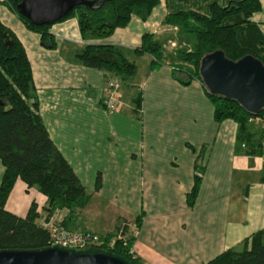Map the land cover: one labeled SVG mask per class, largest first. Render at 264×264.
I'll use <instances>...</instances> for the list:
<instances>
[{
    "label": "crops",
    "instance_id": "1",
    "mask_svg": "<svg viewBox=\"0 0 264 264\" xmlns=\"http://www.w3.org/2000/svg\"><path fill=\"white\" fill-rule=\"evenodd\" d=\"M231 1L159 0L145 20L132 16L106 36L80 32L76 17L69 16L51 23L55 44L45 46L40 33L0 0V23L15 34L29 60L41 119L90 193L72 229L108 235L125 223L131 248L145 264H205L229 248L239 250L264 229L263 128L249 120L250 147L236 121L215 119L199 79L183 84L175 78L174 67L186 66L175 44H188L189 50L194 38L164 21L180 11L210 15L213 3ZM260 1L250 19L264 37ZM144 33L162 44L163 58L156 65L152 55L134 52ZM86 44L117 46L136 65L131 82L120 86L117 110L102 104L106 72L76 56ZM3 171L0 162V180ZM196 175L199 184L190 205L187 196ZM32 189L17 179L5 207L24 216L34 201L42 221L46 197ZM58 213L64 219L68 211Z\"/></svg>",
    "mask_w": 264,
    "mask_h": 264
},
{
    "label": "trees",
    "instance_id": "2",
    "mask_svg": "<svg viewBox=\"0 0 264 264\" xmlns=\"http://www.w3.org/2000/svg\"><path fill=\"white\" fill-rule=\"evenodd\" d=\"M17 13L13 0H5ZM159 0H108L99 9L76 6L62 19L75 16L80 32L96 36L109 35L116 27H124L132 16L145 20ZM261 8L260 0H235L226 6L211 5V14L180 11L165 17L164 21L178 26L194 38L192 47L179 49L178 59L186 66L177 65L173 74L181 83L200 79L199 64L202 56L221 49L231 60L252 54L264 64V37L250 16ZM19 18L30 29L40 33L45 46H54L50 24L35 25L21 14ZM136 54L153 56L152 65L163 58L162 44L152 34L144 33ZM77 58L90 67L120 78L122 84L130 83L136 65L129 61L117 46L86 44L76 52ZM205 87V86H204ZM206 89V87H205ZM207 90V89H206ZM209 94L214 104L217 121L232 119L238 123L240 135L249 143V120L264 117V109L257 113L247 111L237 101ZM140 92L136 97L137 103ZM254 149V148H252ZM254 150H252V153ZM0 162L4 171L0 180V250H37L49 246L48 233L37 221L40 214L36 203L31 202L24 216L6 209L5 203L17 179L28 187H36L46 197V214L58 209L68 211L62 224L72 229L71 223L90 198L70 164L50 138L39 114L38 100L32 80L29 60L15 34L0 23ZM199 176H195L192 190L187 196L191 205L195 198ZM100 174L96 176L95 189L100 187ZM137 222V220H136ZM110 233L108 236H113ZM133 237L116 239L106 247L133 264H142L129 253ZM205 264H264V229L243 241V248H229Z\"/></svg>",
    "mask_w": 264,
    "mask_h": 264
},
{
    "label": "water",
    "instance_id": "3",
    "mask_svg": "<svg viewBox=\"0 0 264 264\" xmlns=\"http://www.w3.org/2000/svg\"><path fill=\"white\" fill-rule=\"evenodd\" d=\"M17 13L35 25L62 19L83 5L99 9L108 0H13ZM202 84L211 94L237 101L247 111L264 109V64L252 54L229 59L215 49L202 56L199 64ZM0 264H133L125 257L99 247L79 249L49 245L37 250H0Z\"/></svg>",
    "mask_w": 264,
    "mask_h": 264
},
{
    "label": "built area",
    "instance_id": "4",
    "mask_svg": "<svg viewBox=\"0 0 264 264\" xmlns=\"http://www.w3.org/2000/svg\"><path fill=\"white\" fill-rule=\"evenodd\" d=\"M121 84L122 82L120 78L116 75H112L105 80V94L102 100V104L107 111L112 112L114 110H117V108L120 106L121 98L119 90ZM254 119L259 121L264 131V117H255ZM41 226L48 233L49 245L58 244L76 249L82 247H99L108 250V248L106 247H112L116 239H123L126 237L125 223H123L117 230V232L110 237L108 235H101L89 230L68 229L62 224L58 210H56L52 214L47 215L41 221ZM129 253L133 258H137L131 247L129 249Z\"/></svg>",
    "mask_w": 264,
    "mask_h": 264
},
{
    "label": "rangeland",
    "instance_id": "5",
    "mask_svg": "<svg viewBox=\"0 0 264 264\" xmlns=\"http://www.w3.org/2000/svg\"><path fill=\"white\" fill-rule=\"evenodd\" d=\"M175 46H176V47L178 46L177 49H186V48H188V44H184V45L182 44L180 47H179V45H176V44H175ZM176 47H174V48H172V49H176ZM190 48H191V47H190ZM165 50H167V49H165ZM254 122H255V124H256V123H259V121H257V120L254 121ZM33 188H34V189H32L31 193H32V194H34V192L37 193V191H38L37 188L34 187V186H33ZM35 190H36V191H35ZM31 193H30V194H31ZM46 216H47V214H45V215L43 216L42 219H44ZM37 221L41 224V219L38 218ZM242 248H243V245H241V247H239V250H241Z\"/></svg>",
    "mask_w": 264,
    "mask_h": 264
}]
</instances>
